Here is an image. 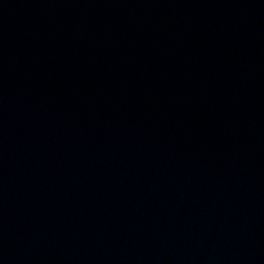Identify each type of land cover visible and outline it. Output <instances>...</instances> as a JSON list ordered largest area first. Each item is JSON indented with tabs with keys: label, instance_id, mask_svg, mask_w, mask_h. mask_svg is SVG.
I'll list each match as a JSON object with an SVG mask.
<instances>
[{
	"label": "water",
	"instance_id": "water-1",
	"mask_svg": "<svg viewBox=\"0 0 264 264\" xmlns=\"http://www.w3.org/2000/svg\"><path fill=\"white\" fill-rule=\"evenodd\" d=\"M0 264H264V0H0Z\"/></svg>",
	"mask_w": 264,
	"mask_h": 264
}]
</instances>
